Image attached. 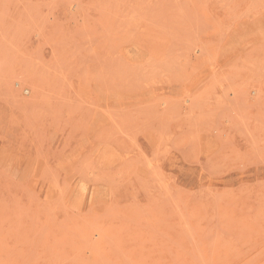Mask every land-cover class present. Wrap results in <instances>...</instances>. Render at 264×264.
<instances>
[{
	"label": "rangeland",
	"instance_id": "obj_1",
	"mask_svg": "<svg viewBox=\"0 0 264 264\" xmlns=\"http://www.w3.org/2000/svg\"><path fill=\"white\" fill-rule=\"evenodd\" d=\"M0 264H264V0H0Z\"/></svg>",
	"mask_w": 264,
	"mask_h": 264
}]
</instances>
